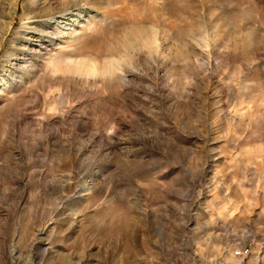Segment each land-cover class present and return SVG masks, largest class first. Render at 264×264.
<instances>
[{"label": "rangeland", "instance_id": "obj_1", "mask_svg": "<svg viewBox=\"0 0 264 264\" xmlns=\"http://www.w3.org/2000/svg\"><path fill=\"white\" fill-rule=\"evenodd\" d=\"M264 239V0H0V264H228Z\"/></svg>", "mask_w": 264, "mask_h": 264}, {"label": "built area", "instance_id": "obj_2", "mask_svg": "<svg viewBox=\"0 0 264 264\" xmlns=\"http://www.w3.org/2000/svg\"><path fill=\"white\" fill-rule=\"evenodd\" d=\"M231 255L234 260L228 264H264V239L241 244Z\"/></svg>", "mask_w": 264, "mask_h": 264}]
</instances>
